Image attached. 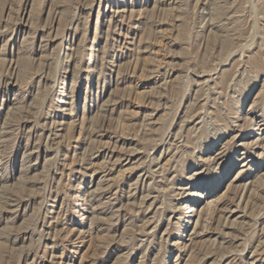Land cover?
<instances>
[{"label":"rangeland","instance_id":"1","mask_svg":"<svg viewBox=\"0 0 264 264\" xmlns=\"http://www.w3.org/2000/svg\"><path fill=\"white\" fill-rule=\"evenodd\" d=\"M0 264H264V0H0Z\"/></svg>","mask_w":264,"mask_h":264}]
</instances>
